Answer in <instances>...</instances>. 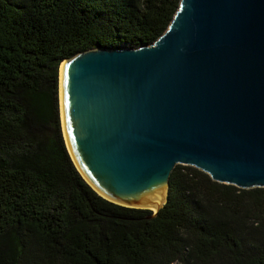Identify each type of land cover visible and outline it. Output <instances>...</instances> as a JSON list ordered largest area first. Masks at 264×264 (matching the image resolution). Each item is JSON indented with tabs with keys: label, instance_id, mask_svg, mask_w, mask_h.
Returning a JSON list of instances; mask_svg holds the SVG:
<instances>
[{
	"label": "trees",
	"instance_id": "1",
	"mask_svg": "<svg viewBox=\"0 0 264 264\" xmlns=\"http://www.w3.org/2000/svg\"><path fill=\"white\" fill-rule=\"evenodd\" d=\"M180 0H0V264H264V188L177 165L155 214L100 197L67 151L59 67L152 45Z\"/></svg>",
	"mask_w": 264,
	"mask_h": 264
},
{
	"label": "water",
	"instance_id": "2",
	"mask_svg": "<svg viewBox=\"0 0 264 264\" xmlns=\"http://www.w3.org/2000/svg\"><path fill=\"white\" fill-rule=\"evenodd\" d=\"M63 139L103 199L155 215L177 165L264 188V0H180L137 49H94L59 67Z\"/></svg>",
	"mask_w": 264,
	"mask_h": 264
}]
</instances>
